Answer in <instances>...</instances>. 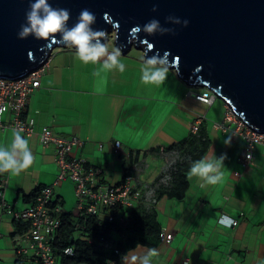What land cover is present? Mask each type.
<instances>
[{
  "label": "crops",
  "instance_id": "obj_1",
  "mask_svg": "<svg viewBox=\"0 0 264 264\" xmlns=\"http://www.w3.org/2000/svg\"><path fill=\"white\" fill-rule=\"evenodd\" d=\"M131 49L122 51L120 57L126 66L124 72L101 70L99 75L94 72L102 69V62L84 64L68 46L52 51L40 86L29 96L24 110L25 117L35 118L36 132L31 136L22 133L35 160L19 175L0 174L9 176L7 200L16 208L25 207L31 198H25L24 193L31 194L57 178L56 145L42 144L39 132L43 126L61 136L83 139L85 143L74 145L69 156L86 159L87 165L102 169L100 182L104 186L120 184L128 173L157 189L166 162L156 153L187 137L194 122L203 121L212 139L206 156L227 157L222 180L201 186L202 181L193 177L183 199L163 197L149 203L157 209L162 229L173 232L174 237L157 247L139 245L127 255L155 248L159 256L153 258V264H264V146L255 147L252 163L241 165L244 140L224 113L210 114L209 107L216 100L213 105L198 100L196 91L187 89L186 81L170 66L173 83H142L140 68L145 58L129 54ZM192 86L199 88L197 92L204 88ZM224 122L225 130L219 128ZM11 131L0 127V145L10 143ZM229 138L230 143L225 144ZM117 140L121 141L120 149L115 146ZM62 180L54 192L64 208L66 195H70L69 182H74ZM64 211L79 217L77 205ZM224 214L237 219L238 224L222 226L219 218ZM16 228L13 216L0 212V264H16V247L22 239L20 234L14 240ZM21 261L31 264L26 257ZM117 264H122V259Z\"/></svg>",
  "mask_w": 264,
  "mask_h": 264
},
{
  "label": "water",
  "instance_id": "obj_2",
  "mask_svg": "<svg viewBox=\"0 0 264 264\" xmlns=\"http://www.w3.org/2000/svg\"><path fill=\"white\" fill-rule=\"evenodd\" d=\"M68 9L77 22L82 9L96 16L94 29L114 35L123 52L133 46L145 57L170 52L169 66L188 84L207 87L247 123L264 132V0H48ZM30 0H0V75L18 78L41 68L56 47L49 40L17 36ZM156 11H153V8ZM107 14V19L105 18ZM174 16L188 26L166 22ZM156 19L174 34L149 35L132 29ZM149 45L152 48L149 49Z\"/></svg>",
  "mask_w": 264,
  "mask_h": 264
},
{
  "label": "built area",
  "instance_id": "obj_3",
  "mask_svg": "<svg viewBox=\"0 0 264 264\" xmlns=\"http://www.w3.org/2000/svg\"><path fill=\"white\" fill-rule=\"evenodd\" d=\"M44 65L18 78L0 75V127L2 129H22V133L28 136L36 132L35 118L25 117L24 110L29 96L40 86ZM196 97L208 104H212L216 98L209 89L196 93ZM7 115H10V118H7ZM225 120L233 122L236 134L246 139L245 151L239 161L243 166L249 165L254 161L256 144H264V132L248 124L229 105L226 106ZM200 122H194L191 131L196 132ZM219 128L225 130L227 128L225 122L219 124ZM39 133L44 146L56 145L55 157L58 174L54 183L41 186L29 205L16 208L6 198L9 176L0 175V212L10 214L26 225L21 242L16 247L18 258L26 257L31 264H63L60 262L58 252L53 244L57 232L63 224L65 212L60 197L56 196L54 192L55 185L62 179H70L74 182L78 216H101L104 211L108 220H118L121 225L125 226L131 211L136 206L148 205L156 201L157 189L153 184L139 181L132 175H128L118 185L104 186L100 182L102 169L87 165L86 159L69 156L74 145L85 143L80 137L58 135L49 126H43ZM115 146L120 149L121 141H115ZM147 194L150 196L148 197ZM116 208L119 211L116 212ZM230 218L235 222L231 226L238 224L237 219ZM173 237V232L164 229L161 231L162 241H171ZM63 251L67 255H72L74 248L68 246ZM116 252L119 253V250L116 249ZM111 263L117 264L118 260H112Z\"/></svg>",
  "mask_w": 264,
  "mask_h": 264
},
{
  "label": "clouds",
  "instance_id": "obj_4",
  "mask_svg": "<svg viewBox=\"0 0 264 264\" xmlns=\"http://www.w3.org/2000/svg\"><path fill=\"white\" fill-rule=\"evenodd\" d=\"M153 11H156L155 7ZM70 16L71 13L68 9L54 8L48 0H30L29 10L25 13L26 22L20 26L17 36L19 39H25L31 35L37 40L47 41L59 34V43L75 49V59L84 64L102 62V69L94 72V75H99L101 70L111 71L117 69L120 72H124L126 66L120 60L121 48L113 47L109 49L106 30L92 27L96 23L95 14L89 9H82L77 17V22L69 27L67 22ZM105 18L107 19V14H105ZM166 22L184 27H187L189 23L188 20L182 21L174 16L166 17ZM141 31L149 35H155L156 33L160 35L174 34L175 32L172 28L161 26L156 19H151L142 27L137 25L132 29V32L137 34ZM151 48L152 45H149V49ZM169 55L170 52L168 51H165L163 55H160L159 52L151 56L146 55L140 68L141 82L146 85L161 84L167 78L169 71ZM204 88L209 89L207 87ZM196 93L198 92H195V97ZM225 105L227 106L228 104L225 103ZM229 143L230 138L225 140V144ZM226 158V155L216 157L214 154L211 157L204 156L192 161L187 173L188 179L198 178L202 181L201 186L219 183L223 178L222 168ZM34 160L35 157L29 147V140L22 135V129H12L10 143L0 145V174L19 175L30 168ZM165 179L168 180L170 177ZM141 205L146 208L153 207ZM219 223L224 227H229L235 222L227 215H224L220 217ZM158 256L159 252L157 249L148 248L140 254H132L130 256L125 254L121 259L122 264H126L128 261H131L132 264H153V258Z\"/></svg>",
  "mask_w": 264,
  "mask_h": 264
},
{
  "label": "trees",
  "instance_id": "obj_5",
  "mask_svg": "<svg viewBox=\"0 0 264 264\" xmlns=\"http://www.w3.org/2000/svg\"><path fill=\"white\" fill-rule=\"evenodd\" d=\"M211 144L208 126L201 121L196 132L191 131L187 137L168 146L167 150H177L180 158L171 172V181L157 188L156 201L163 197L183 199L186 196L190 186L187 173L191 162L206 156ZM127 175L129 174L125 176ZM40 187L31 194L24 193L25 198L32 200ZM115 211L119 209L116 208ZM105 215L103 211L101 216L83 215L77 219L72 211L64 212L63 224L53 242L60 262L63 264H112V260L119 261L123 255L139 245L157 247L162 242V225L154 206L151 208L136 206L131 211L125 226L118 220H108ZM14 220L17 223V228L13 232L15 240L24 232L26 225L20 220L15 218ZM78 229L82 231L79 236L76 235ZM68 246L74 248L72 255H67L63 251ZM16 264H24L21 257L17 258Z\"/></svg>",
  "mask_w": 264,
  "mask_h": 264
},
{
  "label": "rangeland",
  "instance_id": "obj_6",
  "mask_svg": "<svg viewBox=\"0 0 264 264\" xmlns=\"http://www.w3.org/2000/svg\"><path fill=\"white\" fill-rule=\"evenodd\" d=\"M108 44L110 45L111 48L115 47L114 44L116 45V43L114 41V35L111 36V40L108 41ZM58 48H62V47H56L55 49H58ZM133 53H137V54H139V55H141V56H143L145 58L144 51L142 49H139V48L135 47V46H133L132 49L129 51V54H133ZM164 81L165 82L169 81L170 83H173V79H172V77L169 74H167V78ZM185 84H186L187 89H191L192 91H196V92L198 91L197 90V88H198L197 86L189 85V84H187V82H185ZM203 89H205V88H201L200 90L203 91ZM224 105H225L224 101L222 99L216 97V102L214 103V105L209 107L210 114H215V113H219V112H221L222 114L223 113L225 114L226 106L224 107ZM206 107H208V106H206ZM241 138L244 140V143L246 144V139L243 136H241ZM258 145H263L264 146V144L257 143L256 144V148H257ZM156 155L162 156L165 159V162H166V165L164 166L163 171H162L163 172L162 178L158 181L159 185L161 183H166L167 184L171 180V177H172L171 172L174 169L176 161L180 158L179 152L177 150H166V151H163V153L162 152L156 153ZM166 177H170V179L166 180L165 179ZM69 184L70 185H68V186H70V195L69 194L68 195L64 194V195H66V203H65L64 209L66 208V209H69V210H74L76 205H77V196H76V193H75L74 184L72 182H69ZM4 232L6 233V231H4ZM81 232L82 231L80 229H78L77 232H76V235L79 236L81 234Z\"/></svg>",
  "mask_w": 264,
  "mask_h": 264
}]
</instances>
